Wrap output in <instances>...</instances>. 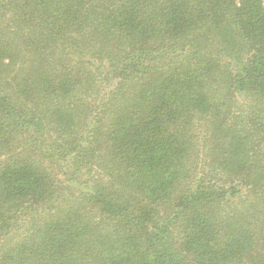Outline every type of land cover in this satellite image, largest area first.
Returning a JSON list of instances; mask_svg holds the SVG:
<instances>
[{"label":"trees","instance_id":"obj_1","mask_svg":"<svg viewBox=\"0 0 264 264\" xmlns=\"http://www.w3.org/2000/svg\"><path fill=\"white\" fill-rule=\"evenodd\" d=\"M0 264H264L263 0H0Z\"/></svg>","mask_w":264,"mask_h":264},{"label":"rangeland","instance_id":"obj_2","mask_svg":"<svg viewBox=\"0 0 264 264\" xmlns=\"http://www.w3.org/2000/svg\"><path fill=\"white\" fill-rule=\"evenodd\" d=\"M263 3H264V0H263Z\"/></svg>","mask_w":264,"mask_h":264}]
</instances>
